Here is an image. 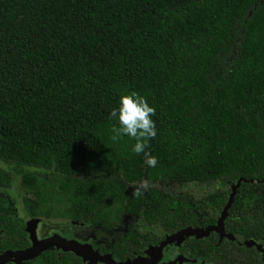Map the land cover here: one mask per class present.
I'll use <instances>...</instances> for the list:
<instances>
[{
  "label": "trees",
  "instance_id": "obj_1",
  "mask_svg": "<svg viewBox=\"0 0 264 264\" xmlns=\"http://www.w3.org/2000/svg\"><path fill=\"white\" fill-rule=\"evenodd\" d=\"M131 91L156 108L155 168L110 139ZM237 181L222 236L174 241L186 264H264V0H0L2 247L17 207L123 223L132 257L215 226Z\"/></svg>",
  "mask_w": 264,
  "mask_h": 264
},
{
  "label": "flooded vegetation",
  "instance_id": "obj_2",
  "mask_svg": "<svg viewBox=\"0 0 264 264\" xmlns=\"http://www.w3.org/2000/svg\"><path fill=\"white\" fill-rule=\"evenodd\" d=\"M18 206L20 207L19 204ZM14 214L21 217L24 225L13 227L12 229L18 232H14L12 236L2 237L6 244L10 240L14 242L13 246L8 247H2L0 244V255L7 251H26L33 246V241L41 244V241L54 240V243L30 258L23 259L20 257L22 254H18V261L9 260L3 264H186L187 261L181 257L174 242L163 246L160 252L152 250L155 259L151 263L148 250L150 247L157 248L161 243L148 244L142 252L135 253L132 257H122L121 250L114 246V242L120 237L112 239L108 235L112 230H103L98 226L72 219L27 216L17 207ZM29 229L33 230V238ZM92 229H100L98 236L91 234ZM69 241L77 242L79 252L62 247V244Z\"/></svg>",
  "mask_w": 264,
  "mask_h": 264
},
{
  "label": "clouds",
  "instance_id": "obj_3",
  "mask_svg": "<svg viewBox=\"0 0 264 264\" xmlns=\"http://www.w3.org/2000/svg\"><path fill=\"white\" fill-rule=\"evenodd\" d=\"M155 114L156 108L136 91L121 94L117 105L108 113V119L114 122L110 137L112 143L124 138L134 141L130 148L131 154L143 157L144 165L149 168L157 166V157L149 151V142L157 137L156 122L153 120ZM134 194L138 196L140 192L137 190Z\"/></svg>",
  "mask_w": 264,
  "mask_h": 264
},
{
  "label": "water",
  "instance_id": "obj_4",
  "mask_svg": "<svg viewBox=\"0 0 264 264\" xmlns=\"http://www.w3.org/2000/svg\"><path fill=\"white\" fill-rule=\"evenodd\" d=\"M239 181H237V183L232 186V192L230 193L229 200L225 204V206H224V208H223V210H222V212L220 214V217L218 218L217 223H216L215 226H210V227H207L206 229H201V228H183V229L178 230L177 232H175L172 235L166 236V238L161 242V244L157 248H154V247H150L149 248L150 250H148V256H151L150 257L151 263L155 259L154 258V253L151 252L152 250L160 252L161 248L163 246H167L171 242H174V241L179 243V241H181L183 237H187V236H190V235H196V236L200 237L202 235L207 234L208 231H210V230L217 231L222 236L223 235L222 219L226 216V210H227L228 206L230 205V203L232 201V196L234 194L236 186L239 184ZM27 224L30 226L29 222ZM29 232L31 234V237L33 238V234H34L33 230L29 229ZM52 243H54V240L41 241V244L33 241V246L31 248H29L28 250H26V251L19 252V253H13L11 251H7V252L3 253L2 255H0V264H3L5 261H9V260L18 261L19 257H16V255H18V254H22V255H20V257L23 258V259L30 258V257L34 256L35 254H37L41 249L46 248L47 246H49ZM246 244L247 245H251V244L258 245V243L254 242V241H248V242H246ZM62 247L66 248V249L76 250L77 252H79L78 245H77L76 241L66 242V243L62 244ZM262 257H263V260H264V251H263ZM171 264H173V262H171Z\"/></svg>",
  "mask_w": 264,
  "mask_h": 264
},
{
  "label": "rangeland",
  "instance_id": "obj_5",
  "mask_svg": "<svg viewBox=\"0 0 264 264\" xmlns=\"http://www.w3.org/2000/svg\"><path fill=\"white\" fill-rule=\"evenodd\" d=\"M123 223L119 224V228H116L115 230H112L111 233H108L110 238L115 239L117 237H120V233L122 231ZM94 236H98V233H100V229H92L91 231Z\"/></svg>",
  "mask_w": 264,
  "mask_h": 264
}]
</instances>
